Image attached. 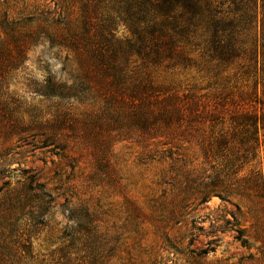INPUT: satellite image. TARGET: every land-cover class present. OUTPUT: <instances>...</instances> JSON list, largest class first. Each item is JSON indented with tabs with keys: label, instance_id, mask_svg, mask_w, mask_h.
Here are the masks:
<instances>
[{
	"label": "trees",
	"instance_id": "trees-1",
	"mask_svg": "<svg viewBox=\"0 0 264 264\" xmlns=\"http://www.w3.org/2000/svg\"><path fill=\"white\" fill-rule=\"evenodd\" d=\"M32 8L35 30H22L8 8L0 11V114L12 109L16 134L40 138V150L56 146L72 160L88 153L87 187L120 186L119 143L136 147L140 159L159 155L171 170L187 167L197 149L193 161L217 165L206 177L211 185L187 189L178 177L169 180L201 203L224 193L246 198L251 226L232 232L255 250L252 264H264V172L244 174L264 147V0H48ZM41 39L61 59L65 53L66 77L48 72L29 85L55 106L51 119L26 123L21 106L10 107L9 80ZM191 72L201 83L167 82ZM188 172L181 176L186 182L199 179ZM28 180L0 199V264H111L115 249L98 211L69 195L61 205L68 221L62 246L50 259L35 252L56 201L45 185Z\"/></svg>",
	"mask_w": 264,
	"mask_h": 264
},
{
	"label": "rangeland",
	"instance_id": "rangeland-1",
	"mask_svg": "<svg viewBox=\"0 0 264 264\" xmlns=\"http://www.w3.org/2000/svg\"><path fill=\"white\" fill-rule=\"evenodd\" d=\"M46 2L48 0H0V11L8 8L12 17L21 23L22 30H35L37 25L29 20L28 14L32 6ZM48 28L55 33L54 25ZM118 35L124 37L127 31L119 27ZM64 56L61 59L58 50L41 39L27 52L24 68L10 77V107L21 106L26 123L36 116L51 119L49 113L54 111V101L33 95L29 85L41 82L48 72L65 78ZM194 76L197 73L191 72L170 77L167 82L201 83L195 82ZM14 115L12 109L0 114V199L9 189L28 184L30 177L55 195L56 202L45 217V226L34 239L37 254L50 259L62 246V233L68 221L61 205L69 195L75 202L87 201L98 211L115 249L110 256L111 264H252L249 257L255 250L242 245L232 232L235 225L247 229L251 226V203L246 198L224 193L222 198L212 197L208 203H201L197 196L180 193L181 185L187 189L211 185L212 179L206 177H214L212 167L217 165L202 158L193 161L197 149L192 151L187 167L171 170L170 162H158L159 155L155 161L140 159L136 147L119 143L115 153L120 186L92 184L87 187L88 175L93 171V160L88 153L79 160H72L62 156L63 152L56 146L40 150V138L28 133L16 134L19 130L15 128ZM251 168L264 172V147L244 174ZM185 172L199 179L188 183L181 178ZM169 176L181 179V185L170 181ZM72 184L77 188L68 189Z\"/></svg>",
	"mask_w": 264,
	"mask_h": 264
}]
</instances>
